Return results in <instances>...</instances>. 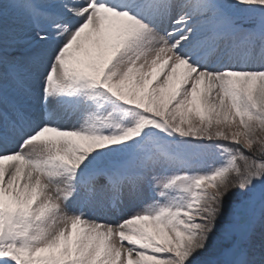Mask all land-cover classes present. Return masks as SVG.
<instances>
[{
	"label": "snow or ice",
	"instance_id": "6c2138e0",
	"mask_svg": "<svg viewBox=\"0 0 264 264\" xmlns=\"http://www.w3.org/2000/svg\"><path fill=\"white\" fill-rule=\"evenodd\" d=\"M0 264H264V0H0Z\"/></svg>",
	"mask_w": 264,
	"mask_h": 264
},
{
	"label": "rangeland",
	"instance_id": "374dc122",
	"mask_svg": "<svg viewBox=\"0 0 264 264\" xmlns=\"http://www.w3.org/2000/svg\"><path fill=\"white\" fill-rule=\"evenodd\" d=\"M126 211H131V210H129V208L128 209H126ZM97 215H99V213H96ZM215 244H216V241H214V246H215Z\"/></svg>",
	"mask_w": 264,
	"mask_h": 264
}]
</instances>
